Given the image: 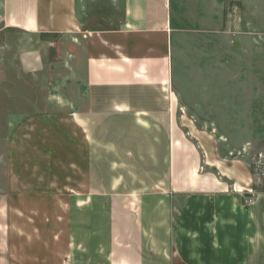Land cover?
Returning a JSON list of instances; mask_svg holds the SVG:
<instances>
[{"label":"crops","instance_id":"0c3cea01","mask_svg":"<svg viewBox=\"0 0 264 264\" xmlns=\"http://www.w3.org/2000/svg\"><path fill=\"white\" fill-rule=\"evenodd\" d=\"M81 3L0 0V31L72 51L71 87L81 93L66 111L27 117L10 137L0 264H71L63 250L72 244L90 249L92 264H264V193L244 204L250 172L227 164L194 124L213 119L220 87L211 92L209 57L185 65L182 54L203 16L186 0H120L117 22L99 29L87 21L94 7ZM152 200L167 218L168 243L153 245L154 262L144 240ZM72 208L88 212L91 225L94 213L105 218V240L21 241L71 230Z\"/></svg>","mask_w":264,"mask_h":264},{"label":"rangeland","instance_id":"374dc122","mask_svg":"<svg viewBox=\"0 0 264 264\" xmlns=\"http://www.w3.org/2000/svg\"><path fill=\"white\" fill-rule=\"evenodd\" d=\"M206 1L198 9L194 7L195 0H186L189 11L195 12L197 18L203 16V21L197 23L199 32L188 37L182 54L188 57L185 65L190 60L198 64L200 58L209 57L205 67L210 69L211 92L214 86L220 87L216 90L213 119L194 124L213 136L211 141L227 164L239 161L250 172L252 194L264 193V0ZM81 6L89 11L94 7V18L87 16L89 27L111 28V23H116L121 14L120 0H82ZM64 47L59 41L46 42L14 30L0 31V192L6 187L8 143L17 125L36 113L66 111L81 96L79 90L71 87L74 83L70 68L76 64L72 51L67 49L71 54L64 55ZM145 209V252L153 253L154 262L157 248L153 245L158 243L164 249L168 245L167 218L164 212L156 211L153 200ZM72 210L74 215L65 217L67 229L71 230L52 233L50 237L41 232L29 233V240L21 241H41L46 237L52 241L62 239L68 246L70 242L94 246V240H105V218L99 217L96 222L94 213V225H91L88 212ZM96 229L99 231L95 237ZM72 246L63 250L69 252L71 264L93 263L90 249L86 254ZM15 257L20 259L17 252Z\"/></svg>","mask_w":264,"mask_h":264},{"label":"built area","instance_id":"2783aa9c","mask_svg":"<svg viewBox=\"0 0 264 264\" xmlns=\"http://www.w3.org/2000/svg\"><path fill=\"white\" fill-rule=\"evenodd\" d=\"M250 196H244V204L252 205L255 202V198L251 192H247ZM244 195V194H243Z\"/></svg>","mask_w":264,"mask_h":264}]
</instances>
